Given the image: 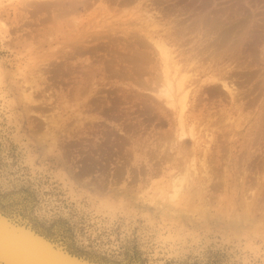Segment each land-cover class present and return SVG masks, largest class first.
Wrapping results in <instances>:
<instances>
[{"label":"bare ground","instance_id":"obj_1","mask_svg":"<svg viewBox=\"0 0 264 264\" xmlns=\"http://www.w3.org/2000/svg\"><path fill=\"white\" fill-rule=\"evenodd\" d=\"M19 2L35 65L20 68L18 87L0 69V264H264V224L232 223L221 234L210 226L212 217L234 220L239 201L247 220L264 211V104L258 116L242 110L241 131L205 99L227 91L235 106L256 78L264 102V0ZM58 102L73 103L74 125L100 128L108 152L126 148L123 173L143 174L144 186L157 179L144 198L163 209L83 198L80 176L56 158L68 129ZM52 156L61 168L49 179L36 162ZM239 162L244 177L231 181ZM255 173L263 183L252 192L246 176ZM188 215L205 216L202 226L189 229ZM95 217L123 226L105 234Z\"/></svg>","mask_w":264,"mask_h":264},{"label":"rangeland","instance_id":"obj_2","mask_svg":"<svg viewBox=\"0 0 264 264\" xmlns=\"http://www.w3.org/2000/svg\"><path fill=\"white\" fill-rule=\"evenodd\" d=\"M0 7L2 9L0 13V69L1 71H5V73L7 74L9 86L15 85V87H18L19 84L23 83L22 81L25 78L24 74L31 73L32 67L35 65V55L34 51L31 49V44H29V42H27L26 44L23 42L24 32L21 29L23 28V23L21 21V6L19 0H0ZM125 12L135 13L136 9L133 5L129 6L125 8L121 15ZM112 16L113 14H110L107 16L103 15V17L101 16L102 18H97V24L98 21L102 22V19L109 20ZM11 29L14 30L13 32H15L16 35H14ZM44 52L46 53V50ZM20 68H22V73L24 72L23 75L22 73L20 74ZM234 72L237 75V79L235 80L234 85L236 88H240L242 91V70L239 69ZM255 79L256 78L251 79L244 85L247 86L244 90L246 92H249V96L242 98L241 94V97L238 98L235 106L232 105L231 98L227 91H224V96L215 97L216 99L214 97H210L209 95L206 96V102L209 104L212 102L214 103L215 108L219 106L218 110H226V113L233 114L236 119L238 118L237 122L241 126L239 130H245L246 125L243 122L242 110H244V114L249 113V115L258 116L260 109L264 104V102H262L261 100L262 95L260 93V91H262V84L258 83ZM208 97L211 99H208ZM71 104L73 103L65 106V104H61L58 102L59 108L56 111L64 115V117H62L61 123L63 124L61 126L62 128L66 127L68 129L66 134L63 135L61 142H59L55 153L56 158L59 160H62V157L64 156L68 160V162L66 163L68 170L70 171L72 168V170L78 176H80L81 180H77L76 183L78 184L79 189H81L82 192L87 195L83 198L89 200L88 196H90V194L92 193H96L101 194V196L104 198H107L108 196H114L117 199H123L124 202L130 203L139 208L141 211L148 213L153 211L157 212L158 209H163L161 207H156V205L150 203L144 198L145 195H148L152 192V183L157 179L150 180V185L144 186L142 182V179L144 177L143 174L137 175L139 178L138 179L137 176L130 178L127 172L123 173L125 167L127 166V163L125 164L126 158L123 156L126 153V148H123V151H121L117 146H115L114 149H110V152H108L106 150L105 144L103 143L100 128L97 129V126L92 125L88 121H85L81 127L79 125H74L72 120H70V116L72 117L74 115V111L76 109H71L73 107ZM85 113L87 115L89 112L85 111ZM80 114H83V111H80ZM253 123L254 122H252V124ZM262 127H264V121L260 128ZM166 129L167 127L163 129V131H166ZM145 136H147V134H145ZM46 148L50 149L49 144H46ZM118 154H120L121 156ZM16 156V148H14V161L18 164H21L19 161L23 160L18 159V157ZM41 158L42 157L40 156V161H43L45 159ZM49 158L50 159H46V164L42 162L38 163V160L36 164L37 166L39 165L43 168L44 173L42 174L46 178L48 177L49 179H51L55 178V174L59 173L58 171H60L59 169L61 168V164L58 163L57 160H54L53 156L52 158ZM242 163L243 162H239L238 164L231 165V171L228 172L231 181L239 179V177L240 179L244 177V175L242 174ZM21 165L25 166V164ZM223 167L221 166L219 167V169L221 170L223 169ZM127 169H130L131 172L135 169V165L133 164V162H131ZM121 170L122 172H120ZM63 172L65 171L63 170ZM85 172H87V174H85ZM256 174L257 173H255V175L253 176H250L249 178L248 176H246L248 180L247 186H251L250 188L252 189V192L258 191L260 185H262L263 183V180L261 179L262 174L258 176ZM120 175L124 176V178L122 179V176ZM151 178V175H149L147 180ZM53 182L57 183L56 181ZM229 182L230 181H228V183ZM262 201H264V193L262 195ZM238 203L239 209L237 211L240 219H238V216H236V218L233 220L234 215H231L230 218L222 217L223 220L220 219V217L215 218L207 215L212 217L210 219V226H212L214 232L219 231L221 234L225 231V228L230 227V224L232 223L241 224L249 228L255 227L253 224H264V211L257 210L256 212H254V219L247 220V216L243 213L242 210V201H239ZM204 217L201 218L196 216L193 218L192 216L188 215L187 219H190L191 221H193V223H191L192 225H187V227L189 229H192V227L195 228L202 226V224H198V222L202 223V221L200 220H203ZM95 220L99 221L100 226H102V232H104L105 234L109 232L112 226L113 230H119L123 226V223H111V221H109V219L105 217L104 220L103 217H95ZM140 224L141 226H143L144 221L140 220ZM152 238L154 237L152 236Z\"/></svg>","mask_w":264,"mask_h":264}]
</instances>
